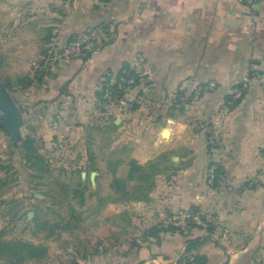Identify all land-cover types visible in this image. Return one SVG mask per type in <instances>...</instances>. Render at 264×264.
<instances>
[{"label":"crops","instance_id":"obj_1","mask_svg":"<svg viewBox=\"0 0 264 264\" xmlns=\"http://www.w3.org/2000/svg\"><path fill=\"white\" fill-rule=\"evenodd\" d=\"M22 1L0 27L10 29L5 45L30 34L13 48L34 49L27 63L101 21L110 22L116 40L86 62L63 63L58 83L45 89L43 97L57 102L30 124L56 125L48 139L73 149L66 173L91 189L77 200L75 217H59L50 231L49 217L33 213L29 221L28 213L39 238L18 241L28 250L10 264H48L54 254L59 264H179L184 236L162 234L158 243L146 232L193 207L218 226L219 245L211 241L201 250L206 264H264V87L256 79L245 82L251 71L264 74V0ZM2 54L8 60L10 52ZM126 66L140 84L122 98L126 110L117 101L109 105L119 134L106 153L110 163L100 167L89 138L95 128H111L97 95ZM243 83V98L229 110L226 97L238 95ZM197 93L198 102L183 110L175 104L180 94ZM116 147L120 151L112 152ZM133 161L151 180L116 188L115 179L126 178ZM212 165L224 173L218 189L209 184ZM142 187L144 195L136 194Z\"/></svg>","mask_w":264,"mask_h":264},{"label":"rangeland","instance_id":"obj_2","mask_svg":"<svg viewBox=\"0 0 264 264\" xmlns=\"http://www.w3.org/2000/svg\"><path fill=\"white\" fill-rule=\"evenodd\" d=\"M20 1L23 3L22 0H0V19L7 14L16 15L22 7L21 4L19 5ZM9 31L8 27H0V44L4 43L3 48H0V55H3L2 50L10 52L8 60L1 59L2 56L0 57V80L9 79L16 82L24 77L26 72H29L28 75L33 77L36 71L41 69L40 64L42 61H51L52 50H46L41 61L34 64L27 63L25 60L30 59L34 49L27 47V45H21L22 47L14 50L13 48L16 44L28 40L30 34L24 32L18 39H13L5 45L8 42L7 38H10L8 37ZM5 35L7 38H5ZM46 53H48V57H46ZM199 99V95H195L192 101L198 102ZM114 104L118 105L120 111L127 108L125 99H119ZM106 109H109V105L106 106ZM101 113L103 112L101 111ZM23 117L25 118V114H23ZM102 117L105 116L102 115ZM113 119H116L115 115H113ZM49 122L46 120L41 128L31 124L26 128L24 124L21 129L22 137L30 135L35 141L31 149V162L21 158L18 163H15L14 150L18 141H14L7 133L0 131V245H13L18 241L28 240V238L34 239L36 235L32 231L37 224L27 222L28 213H35L34 216H37V218L49 217L52 222L45 224L49 231L55 226L53 223L59 222V217H75V213L79 212L78 207H76L77 200L81 194L85 196L91 189L90 183H86V186L82 187L83 183H80L79 175L66 173L65 170L73 166L70 165L72 159L69 158L73 149L68 143L59 144V140L48 139V132L51 133L56 128L55 124L52 126ZM118 134V131L112 128L111 130L95 128L92 137L89 138L90 148L99 153L101 157L97 161L100 167L110 163V159L106 158V153L113 148V142ZM214 150L215 144H211L209 153L211 154ZM118 151H120V148L116 147L112 152L118 153ZM37 156L42 157L44 161H37ZM42 165L44 170L41 171L39 168ZM212 166L210 177L216 169L214 165ZM210 177L209 184L211 185L213 178L210 179ZM144 193L143 187L136 192L138 195ZM73 194L75 198L72 196ZM71 198L75 201H72ZM34 216L29 217V221L34 220ZM17 218L18 220H16ZM37 236L35 238L38 239ZM26 250L28 249L23 246V253ZM0 264H10V262L2 259ZM48 264H59V258L56 254Z\"/></svg>","mask_w":264,"mask_h":264},{"label":"trees","instance_id":"obj_3","mask_svg":"<svg viewBox=\"0 0 264 264\" xmlns=\"http://www.w3.org/2000/svg\"><path fill=\"white\" fill-rule=\"evenodd\" d=\"M99 4L107 5L110 4L112 0H96ZM102 29L103 36L99 40L89 41L82 47V54L79 57L72 58V60H81L83 62L88 61L91 56L97 52L102 50L103 48L111 45L116 40V32L112 29L110 22L101 21L95 24L94 26L85 29L83 32L73 35L66 43L63 45H59L58 42L55 43L52 48H47L46 50H52V56L54 54L62 53L74 40H77L84 35L90 33L91 31ZM46 57H48V53H46ZM69 61L52 63L51 61H42L41 69L37 70L35 75L31 77L30 75L24 76L16 82H12L9 79L0 80V88H5L11 92L16 103L18 104L20 110L23 114H25L24 124L26 128L30 126V122H38L42 116L48 115L51 108L54 106L57 99L54 98L52 100L46 99L44 93L46 90L54 87L58 82L59 77V67ZM115 81L111 80L103 83L99 93L98 99L100 101L101 110L104 113L102 119L106 124L110 125V128L115 129V120L113 119V114L109 113L108 109H106L107 105L118 101L119 99L124 98L125 94L133 89L134 87L140 84V77L134 70H132L129 66L124 67L123 70L115 77ZM133 80L131 85H128V81ZM122 86V87H120ZM46 87V88H45ZM68 87V83L63 85V88ZM46 89V90H45ZM245 83H243L240 87L237 88L238 92L241 93L239 97L237 95L227 96L226 97V106L229 110L233 109L238 105L240 100L243 98L245 93ZM32 91L31 94L27 95V91ZM205 90V88L203 89ZM109 93L112 96V99L105 98L106 93ZM203 92V91H202ZM42 93V94H41ZM200 93V97H201ZM192 96L185 97V95L180 94L177 97L176 105L184 109L185 105H188L192 102ZM108 114V115H107ZM0 131L4 132L0 123ZM35 141L31 138V136H25L18 140L17 145H15L14 150V162L18 163L21 158L27 159V161L31 162L32 157V145H34ZM37 161H44L42 157L37 156ZM32 166V165H31ZM169 165L166 166V169H169ZM41 171L44 170L43 165L39 168ZM155 166V170H156ZM154 170V171H155ZM213 175V179H212ZM210 179H212L211 187L213 189H218L220 180L224 175L222 169H216ZM152 175L144 170L143 167L137 165L136 162H131L129 164V172L126 178H116L115 186L116 188H120L125 183L136 180L138 183L144 184L145 182L151 180ZM144 195V194H142ZM195 213L202 212L199 208L193 207L191 208ZM218 226L212 222L207 220L205 214L199 215V217L194 219H185L183 221H171L168 219L165 223H160L152 226L147 232L148 237H154L157 239V242L160 243L162 241V234H180L184 236L187 240L185 242V250L180 255L179 264H206L208 259L207 256L202 253V248L209 242L213 241L217 245H219V241L214 239V236L217 232ZM202 232L201 235H197ZM23 245L22 243H15L13 245L1 244L0 245V261L3 259L11 262L12 259L17 258L18 262L21 261L23 253ZM19 247V249H18ZM26 247V246H25ZM19 251H18V250ZM17 262V263H18ZM13 264V263H11Z\"/></svg>","mask_w":264,"mask_h":264},{"label":"built area","instance_id":"obj_4","mask_svg":"<svg viewBox=\"0 0 264 264\" xmlns=\"http://www.w3.org/2000/svg\"><path fill=\"white\" fill-rule=\"evenodd\" d=\"M246 2H250L252 0H244ZM103 36L102 29H97L94 31H91L90 33L84 35L83 37L74 40L62 53L60 54H54L51 57L52 63H58V62H64L69 61L72 58L79 57L82 54V47L84 44H86L89 41L93 40H99ZM250 78L246 79L245 82H248L250 79H256L258 80L264 87V74L259 73L257 71H251ZM133 83V80L128 81V85H131ZM122 87V86H120ZM196 95H199L197 93ZM241 93H238L237 97H239ZM105 98L112 99V96L107 92ZM213 178V175H212ZM203 213H195L191 209L188 210H181L177 213H175L173 216H171L169 219L171 221H183L185 219H194L196 220L199 215H202Z\"/></svg>","mask_w":264,"mask_h":264},{"label":"water","instance_id":"obj_5","mask_svg":"<svg viewBox=\"0 0 264 264\" xmlns=\"http://www.w3.org/2000/svg\"><path fill=\"white\" fill-rule=\"evenodd\" d=\"M0 121L2 130L14 141L21 138V129L24 125L22 111L11 92L5 88H0ZM95 177L96 173H93L91 178ZM32 216L33 213H29V217Z\"/></svg>","mask_w":264,"mask_h":264},{"label":"bare ground","instance_id":"obj_6","mask_svg":"<svg viewBox=\"0 0 264 264\" xmlns=\"http://www.w3.org/2000/svg\"><path fill=\"white\" fill-rule=\"evenodd\" d=\"M164 136L165 137H168L169 136V132H166Z\"/></svg>","mask_w":264,"mask_h":264}]
</instances>
